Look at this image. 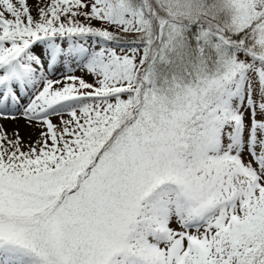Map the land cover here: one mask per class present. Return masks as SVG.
Returning a JSON list of instances; mask_svg holds the SVG:
<instances>
[{
	"label": "snow or ice",
	"instance_id": "obj_1",
	"mask_svg": "<svg viewBox=\"0 0 264 264\" xmlns=\"http://www.w3.org/2000/svg\"><path fill=\"white\" fill-rule=\"evenodd\" d=\"M0 264H264V0H0Z\"/></svg>",
	"mask_w": 264,
	"mask_h": 264
},
{
	"label": "rangeland",
	"instance_id": "obj_2",
	"mask_svg": "<svg viewBox=\"0 0 264 264\" xmlns=\"http://www.w3.org/2000/svg\"><path fill=\"white\" fill-rule=\"evenodd\" d=\"M21 132L22 134H24V129H23V125L21 124Z\"/></svg>",
	"mask_w": 264,
	"mask_h": 264
},
{
	"label": "trees",
	"instance_id": "obj_3",
	"mask_svg": "<svg viewBox=\"0 0 264 264\" xmlns=\"http://www.w3.org/2000/svg\"><path fill=\"white\" fill-rule=\"evenodd\" d=\"M29 3H30V4L34 3V0H29Z\"/></svg>",
	"mask_w": 264,
	"mask_h": 264
}]
</instances>
